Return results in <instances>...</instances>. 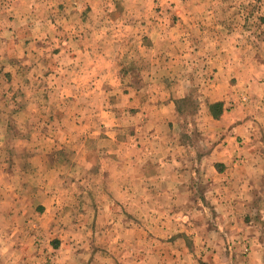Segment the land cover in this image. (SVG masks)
<instances>
[{
	"label": "rangeland",
	"instance_id": "374dc122",
	"mask_svg": "<svg viewBox=\"0 0 264 264\" xmlns=\"http://www.w3.org/2000/svg\"><path fill=\"white\" fill-rule=\"evenodd\" d=\"M239 46L247 86L254 81L251 93L262 96L264 0H0V264H139L136 251L161 213L138 206L150 198L142 189L120 186L146 183L126 162L145 151L240 153L230 164L243 187L226 193L244 243L238 259L248 264V246L264 264V109L241 91L246 83L232 77L218 97L227 109L242 105L252 124L244 138L239 119L223 133L186 114L203 102L196 87L192 100H179L186 133L177 123L168 144L158 137L144 150L166 131L136 114L158 78L211 80L207 59ZM130 85L138 97H128Z\"/></svg>",
	"mask_w": 264,
	"mask_h": 264
},
{
	"label": "crops",
	"instance_id": "0c3cea01",
	"mask_svg": "<svg viewBox=\"0 0 264 264\" xmlns=\"http://www.w3.org/2000/svg\"><path fill=\"white\" fill-rule=\"evenodd\" d=\"M225 50L221 49V51ZM221 51L218 52L217 59H207L211 68V80L205 81L202 77L188 78L185 75L173 74L168 75L171 76L170 81H167L165 77L155 80L160 85L154 90H144L146 95L143 98L146 101L140 103V108L136 107L139 108V113L136 114L146 113L142 117L145 123L152 125L153 121L155 122L154 129L166 131L164 135H162V131L153 132L151 138L147 139V144H144V150H148V146L151 145L149 140L152 141L160 137L158 140H165L162 144H168L172 140L171 137L180 135L174 134L173 131L177 123L180 122L179 125L182 128L187 123L179 120L181 116L179 114L185 118V113H182L184 111L179 109V100H192L190 96L195 92V87L198 92L202 91L200 98L203 99V102L197 107L195 104L192 109L187 110L188 116L195 118L196 114L197 116L203 114L204 118L221 132L232 133V130L237 128L234 129L238 131L236 135H240L242 138L246 137L248 128L252 127L251 120L246 117L247 114L242 116L241 104L235 105V108L232 109L226 108L228 99H218L223 95L221 89L226 85L225 81L228 79V81H231L232 77L241 79L246 83V87L244 86L241 91H244L245 96L248 94L252 98L251 102L254 106L255 103H258L263 109L264 99L263 103L256 100L258 97L259 99L264 97V91L261 93L262 96L256 94L254 97L255 93L252 94L250 90L254 81L249 88L247 86L249 84L247 50L239 46L233 50L228 48L223 53ZM231 55H234V58H231ZM252 60L253 66L258 69V66H261L260 56L256 55L252 57ZM145 78L147 77L145 76ZM171 81L174 83L171 84ZM195 81L204 82L206 86L201 90L197 88L198 85H195ZM140 91L142 90L138 87L130 85L127 95L128 97H138ZM213 103L221 104V113L217 118H213L208 110V106ZM244 104L247 105V103ZM238 119L240 122L236 123L233 128V123ZM231 128L233 129L231 130ZM184 129L186 133V127ZM185 143H187V150L194 146L192 142ZM240 151L242 150L240 149ZM151 153V151H145L137 155H128L126 160L129 168L133 167L137 170L138 175L146 183L141 186L129 180L128 188L120 186V190L123 188L131 194L132 188L142 189L150 198H146V202H141L138 206L145 207V209L151 208L157 210V213H161L158 220H155V225L150 226L149 232L145 231L144 233V240L147 241L146 248L143 247L136 251L137 256L144 258L139 264H150V257H157L160 264H240L241 261L238 257L244 243H242V235L233 230L236 221L230 211L231 208L233 209L232 203L228 199L230 193L226 194L233 188V191L237 192L240 187H243H234L236 185L233 184L236 182L234 177L236 166L235 163L230 164L240 153L238 155L236 152L233 154L220 153L221 155H216V157L214 151L203 154L198 151L154 155ZM185 161L186 164H184ZM221 164L225 165L226 169L217 170V167L222 168V166H218ZM146 165L152 166L150 172L146 171ZM204 165L207 166V170L203 169ZM130 169L128 170L130 171ZM114 184L115 181L111 188H115ZM127 239L132 241L134 237L127 236ZM247 250L250 252L247 255V263L255 264L251 258V255L254 256L253 250L248 246ZM17 253L20 255L19 251Z\"/></svg>",
	"mask_w": 264,
	"mask_h": 264
},
{
	"label": "trees",
	"instance_id": "16d2710c",
	"mask_svg": "<svg viewBox=\"0 0 264 264\" xmlns=\"http://www.w3.org/2000/svg\"><path fill=\"white\" fill-rule=\"evenodd\" d=\"M209 113L213 118H217L218 115L221 113V104L220 103H213L208 106Z\"/></svg>",
	"mask_w": 264,
	"mask_h": 264
}]
</instances>
